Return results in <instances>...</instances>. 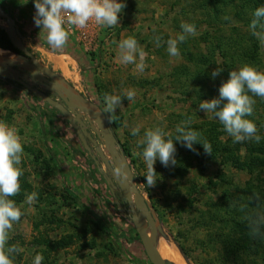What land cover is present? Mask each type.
I'll return each instance as SVG.
<instances>
[{
    "label": "rangeland",
    "instance_id": "obj_1",
    "mask_svg": "<svg viewBox=\"0 0 264 264\" xmlns=\"http://www.w3.org/2000/svg\"><path fill=\"white\" fill-rule=\"evenodd\" d=\"M23 2L6 0L25 48L43 67L63 78L77 96L108 119L100 97L134 91L133 100L121 96L115 110L124 116L121 128L115 129L108 121L117 148L123 150L136 186L147 201L155 222L153 231L176 247L184 264H264V235L258 237L262 238L258 256L254 246L238 253L235 242L240 232L212 216L243 221L248 227L264 224V99L248 93L255 103L252 115L246 118L256 124L262 137L259 143H233L218 119L198 110L200 101L218 98L219 87L231 70L248 64L264 71V44L251 35L244 20L234 17L233 5L227 4V8L221 0H124L117 25L107 28L94 20L84 28L66 25L65 45L53 49L46 33L34 24L32 0ZM214 5L222 9L220 15L211 12ZM219 19L224 24L220 29L214 25ZM181 23L194 24L196 34L178 43L180 55L172 57L166 41L183 34ZM8 29L6 17L0 14V30L8 35ZM128 37L136 39L145 53L143 72L134 64L120 62L118 43ZM255 41L259 48L253 63L246 56L236 58L244 48L253 50ZM219 43L227 53L222 55ZM217 67L223 71L212 79L210 74ZM28 82L57 99V94L40 82ZM13 83L0 78V122L16 130L23 147L20 190L10 197L20 200L16 204L21 211L6 244L22 249L13 264H32L37 254L42 257L41 264H151L132 219L126 215L128 207L117 182L121 172L104 138L92 129L100 130L97 124L85 115L80 118L83 124L71 122L25 85ZM188 117L192 128L205 131L202 140L212 153L206 154L200 144L194 145L196 153L176 144L177 164L168 166L167 171L157 160L154 167L160 180L149 187L143 176L142 148L137 147L144 130L159 126L174 136L176 125ZM136 127L140 132L132 136ZM77 131L93 136L97 144L88 139L86 143L91 153ZM240 164L249 166L240 169ZM65 186L72 198L64 204L63 197H68ZM32 193L36 195L29 203L27 196ZM238 198H244V203ZM242 203L245 217L240 216ZM210 204L220 208L210 209ZM233 253L240 261H235Z\"/></svg>",
    "mask_w": 264,
    "mask_h": 264
},
{
    "label": "clouds",
    "instance_id": "obj_2",
    "mask_svg": "<svg viewBox=\"0 0 264 264\" xmlns=\"http://www.w3.org/2000/svg\"><path fill=\"white\" fill-rule=\"evenodd\" d=\"M27 2L28 0H25L23 3ZM32 2L35 8L34 24L41 32L46 33L47 43L53 49H60L65 45L68 39L66 25L84 28L90 20H94L97 25L111 28L118 24L119 14L125 8L124 0H32ZM248 27L251 35L264 44V5L254 9ZM180 28L183 34L179 35L178 39L169 38L166 41L167 52L172 57L180 55L178 43L196 34L194 24L181 23ZM155 42L159 46L160 37H155ZM118 48L122 64H134L137 71H144L145 53L138 48L136 39L133 37L122 39L118 43ZM222 71V68L217 67L211 72V78L215 79ZM248 93L264 99V71L243 64L229 72L228 79L219 87L218 98L200 101L198 110L205 114L211 113L218 119L224 131L233 138V143L244 140L259 143L262 137L257 134L256 124L246 118L252 115L255 103ZM134 95L132 90H124L120 95L105 94L103 111L115 119V110L120 106L121 96L132 101ZM190 123L191 117H188L177 124L174 136H169L159 126L144 130L143 139L138 142L137 147L142 148L140 155L145 166L143 176L149 187L160 180L157 175L159 173L154 167L157 160L164 167L177 164L176 144L192 152L197 151L194 145L200 144L206 154L212 153L211 146L202 140L200 132L194 130ZM139 132V127L133 128L131 135L137 136ZM22 155L23 147L16 130L0 122V264H13L15 256L22 251L15 246H6L9 230L21 217L19 207L10 197L15 196L20 190L18 180L21 175ZM35 195V193L28 195L27 201L30 203ZM41 260V255L37 254L32 264H41Z\"/></svg>",
    "mask_w": 264,
    "mask_h": 264
},
{
    "label": "water",
    "instance_id": "obj_3",
    "mask_svg": "<svg viewBox=\"0 0 264 264\" xmlns=\"http://www.w3.org/2000/svg\"><path fill=\"white\" fill-rule=\"evenodd\" d=\"M0 14L7 19L9 29L7 30L8 36L14 46L18 48L23 54L16 53L14 51L8 50L16 54L21 60L22 64H5L0 66V78L3 81L11 80L16 83H20L29 88L37 97L45 100L50 105L58 108L62 113L73 122L76 120L79 124H83V121L80 119L83 115L87 116L89 121L93 120L98 128L94 126L92 129L104 138L106 147L112 157L114 158L118 169L121 172V180L118 179V185L120 191L124 196V200L127 204L128 215L134 224L136 233L139 236V239L144 247L145 253L151 262V264H171L168 261L163 260L162 256L156 249L155 245L150 239L147 230L151 233L156 234L155 222L152 219V214L149 210L147 201L145 200L143 194L139 191L136 186L132 170L128 164L127 158L124 155L123 150L117 148V140L112 133L109 121L104 117L100 111L92 106L87 100L81 96H77L75 91L70 87L63 78H60L58 75L50 72L49 69L43 67L36 57L29 52L24 46V39L20 32L16 29V22L4 10L0 7ZM6 50V49H3ZM24 72V74H22ZM29 79L32 81L40 82L42 85L47 87L49 90L57 94V99H53L44 92H40L35 88H32L28 83ZM77 99V100H75ZM75 128H78V125L73 123ZM82 142L85 144L86 148L90 151V148L87 146V139L96 145V141L93 139V136L89 132L84 131V133L77 131ZM100 156L103 157V151L98 149ZM91 153V151H90ZM98 163L97 159H94ZM121 164L124 168H121ZM100 169V166H98ZM114 176L115 172L112 171ZM108 182H111L108 180ZM120 205V204H119ZM150 226V228L147 226Z\"/></svg>",
    "mask_w": 264,
    "mask_h": 264
},
{
    "label": "trees",
    "instance_id": "obj_4",
    "mask_svg": "<svg viewBox=\"0 0 264 264\" xmlns=\"http://www.w3.org/2000/svg\"><path fill=\"white\" fill-rule=\"evenodd\" d=\"M214 1H217V0H214ZM221 1H225L226 2V3L222 2L223 4H226L225 5L226 7L229 6L227 4L233 5V7L235 8V9H233L234 17L238 18L240 21L244 20L245 21L244 25H249V23H250V21L252 19V12L254 11V9L256 7L264 5V0H221ZM214 6L215 7L212 9L211 12L212 13L214 12V14L219 13V15H220L222 9L218 10L217 5H214ZM0 7L4 10V12L6 14H8L11 18H13L12 14H11L8 6H7L6 0H0ZM213 24H214V22H213ZM214 25H215V27L220 29L222 27V25H224V24L221 25V22H220V19H219V23L217 25L216 24H214ZM16 29L19 32L17 23H16ZM0 48L6 49V50H11V51H14V52L19 53V54H23L20 50H18V48H16L14 46V44L12 43V41L10 40L8 35H6V33L4 31H2V30H0ZM258 48H259L258 47V43L255 41L253 43V50H250V49L247 50V48H244L243 51L240 54L239 53L236 54V58L240 57L241 55L242 56H246V58H249L248 59L249 62L253 63V61L256 60V53L258 51ZM218 49H221L222 55L227 53L225 50H222V47H221L220 43L218 44ZM245 49H246V51H244ZM225 57H227V56H225ZM228 58H229V61L233 60V57L232 58L228 57ZM7 83L10 84V85H12V84L15 85V83H13V81H11V80H7ZM100 100L103 102V96L100 97ZM106 116L108 117L111 125L115 129H120L121 128L122 123H123V119H124V116L121 113L115 111V114H114L115 119H112V117H110V114H108V113H106ZM193 129L200 132L201 138L205 137V131L204 130H202L201 128H198L197 126H195ZM125 152H126L127 155L129 154V150L126 149V148H125ZM194 153H196V152H194ZM35 159L38 160L39 156L36 155ZM178 162H179V160H178ZM240 165H242L240 167V169H244V168L246 169V167L249 166V165L246 166L244 164H240ZM165 170L169 171V167H165ZM25 187L27 188L28 186L26 185ZM65 192L67 193L68 197L67 196L63 197V203L64 204L67 203V201L69 200V198L72 195L70 189L68 187H66V186H65ZM230 197L231 196H229L228 199ZM11 199L14 200L15 203L16 202H20V200H18V199H15V198H11ZM238 201L244 203L245 199L244 198H238ZM243 203L239 207L241 209V211H240V216L241 217H245L243 211H246V208H244ZM210 206H211L210 209L215 208V207H217V209L220 208L219 205H217V204H210ZM212 213H216V212H212ZM212 216H213L215 221H219L222 224L225 223L224 225L231 224V226L233 228L234 227L237 228V230H235L236 232H238V231L240 232L238 234V238H237V240L235 242V246L238 247V249H239L238 253L241 252L242 250L246 249V247L254 246L255 249H253V250L255 252V255H257V256L259 255L258 247L260 246V244L262 242V238L258 239V237L261 236V235L262 236L264 235V224L263 225H255V226L248 227V226L244 225L245 222H243V221H236V222L232 221V222H230L228 220H224V219L218 218L217 216H215V214L214 215L212 214ZM99 225H100L101 228H103V229L105 228L106 229V227L103 224H99ZM136 235H137V237H139L137 233H136ZM54 248H55V246L53 245V248H51V249H54ZM232 256L234 257L235 261H240V259L237 256H235L234 253L232 254Z\"/></svg>",
    "mask_w": 264,
    "mask_h": 264
},
{
    "label": "bare ground",
    "instance_id": "obj_5",
    "mask_svg": "<svg viewBox=\"0 0 264 264\" xmlns=\"http://www.w3.org/2000/svg\"><path fill=\"white\" fill-rule=\"evenodd\" d=\"M22 63L23 60H21V58H19L16 54L0 48V66L5 64H22ZM147 233L149 234L151 241L153 242L156 249L162 256L163 260L168 261L171 264H184L180 259L181 257L177 253L178 251L174 250V248L176 249V247L173 248L168 241L163 240L161 236L158 234H153L149 230H147ZM171 242L173 243V241Z\"/></svg>",
    "mask_w": 264,
    "mask_h": 264
}]
</instances>
